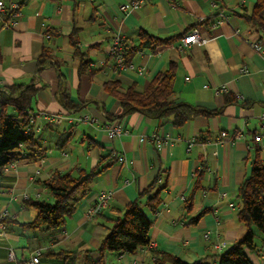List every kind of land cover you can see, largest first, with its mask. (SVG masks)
<instances>
[{
    "label": "crops",
    "instance_id": "0c3cea01",
    "mask_svg": "<svg viewBox=\"0 0 264 264\" xmlns=\"http://www.w3.org/2000/svg\"><path fill=\"white\" fill-rule=\"evenodd\" d=\"M2 1L6 11L16 3L19 14L13 16L10 29L0 28V89L30 83L37 87L33 131L45 153L15 163L0 178V212L6 211L0 264H24L36 249L41 250L43 264H84L98 258L96 249L110 218L120 217L121 209L158 173L165 178L162 202L156 213L142 205L152 221L149 247L134 254L105 252L106 264H153L155 250L192 263L210 259L242 238L246 227L236 218L240 207L236 189L249 172L245 158L253 138L264 131V39L235 11H249L255 0H223L221 4L213 0H146L125 11L120 6L130 0ZM207 19L209 23H203ZM194 28L205 42L178 49L181 37ZM49 29L53 35L47 34ZM140 29L173 41L154 51L138 52L131 61L133 70L114 72L107 59L112 39L119 35L135 45ZM72 34L75 46L69 42ZM43 47L53 57L38 70ZM74 49L86 52L91 67L100 69L92 78L77 72ZM54 63L65 75L71 100L86 102L79 111L62 107ZM171 63L175 67L174 101L219 113L198 115L181 125H174L171 118L139 112L115 121L110 118L119 113V103L103 90V80L116 79L123 86L134 83L142 90ZM138 67L143 68L142 74L137 73ZM243 68L246 72H241ZM220 87L224 89L217 92ZM80 115L83 118L77 121ZM115 122L122 132L110 138L108 127ZM221 132L226 136L221 137ZM142 136L145 140L141 141ZM259 145L264 164V138ZM201 162L207 166L203 189L195 194L191 211L186 213L184 199ZM107 163L94 175L88 194L60 231L21 227V222L30 221L35 214L32 207L23 206L25 200H52L42 184L52 171L75 167L88 171ZM101 192L109 194L106 207L90 213ZM204 209H208L206 213L188 224ZM220 242L225 246L214 252L213 245ZM257 242L260 254L250 252L249 257L264 264V241L257 238ZM9 249L13 260L7 258ZM51 251H69L71 257L63 260L49 255Z\"/></svg>",
    "mask_w": 264,
    "mask_h": 264
},
{
    "label": "trees",
    "instance_id": "16d2710c",
    "mask_svg": "<svg viewBox=\"0 0 264 264\" xmlns=\"http://www.w3.org/2000/svg\"><path fill=\"white\" fill-rule=\"evenodd\" d=\"M213 1L218 4L223 2V0ZM11 12L10 9L7 11L6 18ZM235 14L243 18L255 29L259 37L264 39V0H255L249 11L243 8V11H235ZM209 21L210 19H207L203 23H209ZM46 32L49 36L54 34L51 29ZM69 38L70 45L75 46L73 34ZM137 41V44L129 45L125 39H121V52L125 64L131 63L132 58L139 51H154L159 46L171 44L173 38H161L140 29L137 33ZM52 57L51 50L43 47L37 60L38 70L46 66ZM73 57L78 61L76 69L79 74H86L92 78L100 71L91 67L86 52L74 49ZM107 59L114 69L113 57L108 54ZM53 65L58 73V99L62 107L65 110L79 111L86 102L71 100L66 88L65 75L56 63ZM174 79L175 67L171 63L165 70L154 75L142 90L137 89L134 83L123 86L116 79L103 80L101 84L103 90L119 103V113L110 118L115 121L132 112H139L152 118H171L174 125H181L198 115L219 113L187 103L175 102ZM36 91L37 87L33 83L12 84L5 86L3 90L0 89V178L11 164L25 159L35 160L45 153V149L34 134L33 124L29 121ZM9 108L12 109L11 113L8 112ZM201 135H203L202 132ZM245 159L249 163V172L236 189V200L240 206L236 218L246 227L242 238L224 252L212 255L210 259L203 258L192 263L185 262L176 255L155 250L153 264H254L249 253L254 252L259 255L261 248L257 238L264 241V164L258 142L253 140ZM107 166L108 163L88 171L80 167L66 172L52 171L50 176L42 181L52 200L50 202L25 200L23 206L32 207L35 214L30 221L21 222V227L25 230L44 228L49 233L60 231L66 220L76 210L79 201L88 194L94 175ZM206 170L207 166L204 162H201L199 168L195 170L190 194L184 199L186 213L191 211L195 194L203 189L202 180ZM164 182L163 174L158 173L132 202L121 209L120 217L110 218L107 232L100 239L96 249L98 258L88 259L84 264H106L103 260L105 252H114L118 255L134 254L141 248L149 247L151 242L149 229L152 221L143 211L142 205L147 206L151 213L157 212L162 202L160 193L164 189ZM207 210L204 209L191 217L188 224H194ZM69 253V251L55 253L51 251L48 254L58 255L63 260H68L71 257ZM212 259L214 262H211Z\"/></svg>",
    "mask_w": 264,
    "mask_h": 264
},
{
    "label": "built area",
    "instance_id": "2783aa9c",
    "mask_svg": "<svg viewBox=\"0 0 264 264\" xmlns=\"http://www.w3.org/2000/svg\"><path fill=\"white\" fill-rule=\"evenodd\" d=\"M145 1L146 0H130L127 4H122L120 6V9L125 11L128 8H134V7L140 6ZM17 6L18 5L16 3H11L10 4V11L12 10V12L10 13L8 18H5L6 13H7L6 5L2 0H0V28H2V29H10L11 28V26L14 24L13 16H16L19 14L18 10H17ZM121 39H122L121 36H119V35L115 36L112 39V42H111L109 49H108V54L111 55L114 59L115 66H114L113 70L116 73H120V72H123L125 70H133L134 69V66L132 63L125 64L123 61V56H122V52H121ZM204 42H205V39L200 37V35L198 34V30L194 28L191 31L187 32L183 37H181L180 43L178 44L177 47H178V49L182 50L184 48L191 46L192 44H203ZM255 46L257 47L258 45L255 44ZM139 53H141V51H139ZM142 69H143L142 67H138L137 73L142 74ZM241 72H246V69L245 68L241 69ZM223 89H224V87H220L219 89H217V92L219 90H223ZM35 116H36V113H34V112H31L29 114V121L31 124L34 123ZM82 118H83L82 115L78 116L77 121L82 120ZM56 121H57L56 117L52 118L53 123H56ZM121 132H122V127L120 124H118L116 122L113 125L108 127V136L110 138L115 137V136H119L121 134ZM220 136L225 137L226 133L221 132ZM235 137L236 138L239 137V134H236ZM263 138H264V131L262 133L256 134L253 139L255 142L261 143ZM152 139H154V138L152 137ZM140 140L141 141L145 140V137H143V136L140 137ZM157 144H159V141L157 142ZM191 144L192 143L190 141L187 143L188 149L190 148ZM13 165L14 164H11L9 167H11ZM108 199H109V194H105L102 192L99 193L97 195V198H96L94 205L90 209V213H98L101 210H103L107 205ZM5 217H6V211L0 212V228H1L0 236L3 235ZM206 237H207V235H206ZM224 246H225V244L221 243V242L214 244L213 245V251L219 252L222 250V248ZM40 256H41V250L36 249L31 253V255L24 262V264H43L40 260ZM7 258L9 260H13V258H14V254H13V251L11 249H9V251H8V257ZM254 264H260V263L256 262Z\"/></svg>",
    "mask_w": 264,
    "mask_h": 264
},
{
    "label": "rangeland",
    "instance_id": "374dc122",
    "mask_svg": "<svg viewBox=\"0 0 264 264\" xmlns=\"http://www.w3.org/2000/svg\"><path fill=\"white\" fill-rule=\"evenodd\" d=\"M8 112H10V113H11V112H12V110L9 108Z\"/></svg>",
    "mask_w": 264,
    "mask_h": 264
},
{
    "label": "bare ground",
    "instance_id": "6f19581e",
    "mask_svg": "<svg viewBox=\"0 0 264 264\" xmlns=\"http://www.w3.org/2000/svg\"><path fill=\"white\" fill-rule=\"evenodd\" d=\"M7 169V168H6Z\"/></svg>",
    "mask_w": 264,
    "mask_h": 264
}]
</instances>
